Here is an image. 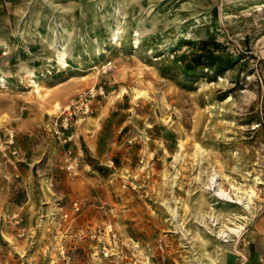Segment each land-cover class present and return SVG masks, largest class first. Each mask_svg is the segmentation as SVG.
I'll return each mask as SVG.
<instances>
[{
    "label": "rangeland",
    "instance_id": "374dc122",
    "mask_svg": "<svg viewBox=\"0 0 264 264\" xmlns=\"http://www.w3.org/2000/svg\"><path fill=\"white\" fill-rule=\"evenodd\" d=\"M229 262L264 264V0H0V264Z\"/></svg>",
    "mask_w": 264,
    "mask_h": 264
},
{
    "label": "bare ground",
    "instance_id": "6f19581e",
    "mask_svg": "<svg viewBox=\"0 0 264 264\" xmlns=\"http://www.w3.org/2000/svg\"><path fill=\"white\" fill-rule=\"evenodd\" d=\"M117 31L118 32H120L119 31V29H117ZM57 58H58V61L60 62V63H62V64H64L65 65V63H67V59H66V53L65 52H59L58 53V55H57ZM216 174L215 173H213V175L212 176H210V178H209V181H210V184H209V188L211 189V188H213V190H215V187H216V182H217V179H216V176H215ZM219 187L216 189V192H215V194H216V196H218V197H220V198H223V199H225V200H232V196L228 193V192H226L225 191V189H223V187L221 186V185H218ZM249 199H252L253 198V196H254V190H251L250 192H249ZM204 201V200H203ZM200 202V201H199ZM168 202H166L165 203V205L167 204ZM167 206V208L173 213V214H175V210H173V209H170V206H169V204L168 205H166ZM200 208V207H199ZM184 229V228H183ZM230 232H232V233H237V232H240L241 230H242V227H240V230H237L236 228H229L228 229ZM220 234L223 236V235H228V233L226 232V230H224V229H220ZM228 248H233V247H230V246H228ZM230 262H231V260H230ZM230 262H229V264H230Z\"/></svg>",
    "mask_w": 264,
    "mask_h": 264
},
{
    "label": "trees",
    "instance_id": "16d2710c",
    "mask_svg": "<svg viewBox=\"0 0 264 264\" xmlns=\"http://www.w3.org/2000/svg\"><path fill=\"white\" fill-rule=\"evenodd\" d=\"M221 60L219 56L217 57L211 49L206 50V53L204 52H198L195 53L191 59L190 62L187 64L188 69H194L197 65H203L207 63L216 64Z\"/></svg>",
    "mask_w": 264,
    "mask_h": 264
}]
</instances>
